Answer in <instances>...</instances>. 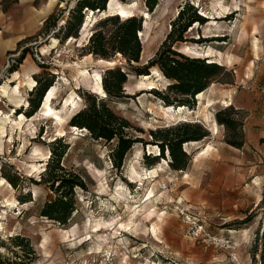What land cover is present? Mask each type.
<instances>
[{
  "label": "rangeland",
  "instance_id": "rangeland-1",
  "mask_svg": "<svg viewBox=\"0 0 264 264\" xmlns=\"http://www.w3.org/2000/svg\"><path fill=\"white\" fill-rule=\"evenodd\" d=\"M12 1L0 0V112L3 113L0 118L9 120L4 135H0V255L7 264H261L264 0H157L151 13L147 12L144 0L112 1L115 6H132L129 17H142L143 54L134 66H142L154 56L182 8L185 11L197 8L198 15L205 19L201 24H192L184 33L186 42L176 43L173 49L196 58L203 57L185 51L184 46L199 47L201 54L211 50L212 61L223 71L211 81L200 100L195 98V108H185L178 118L164 116V103L152 93V90L166 92L169 83L158 68L149 69L145 81L119 54L109 59L113 65L86 56L83 47L89 34L97 30L94 24L98 19L115 15L113 12L85 13L84 31L80 35L81 27L77 36L82 45L77 46L62 35L58 38L53 35L57 28L65 27L68 11L76 0L35 1L43 17L51 12L48 16L55 19V30L51 27L53 20L45 27L48 17L35 23L10 21ZM19 35L25 36L17 43L11 42ZM48 46L53 49L43 53ZM25 50L28 52L21 60ZM114 67L127 73L122 87L124 97L103 100L130 123L129 135L142 140L125 154L119 171L112 168L110 160L115 142L96 141L87 130L69 125L70 118L84 108L79 92L102 96L103 91L97 93L92 89L94 75L102 78ZM86 74L90 77L87 81ZM52 75L51 87L55 91L51 107L59 118L33 114L35 119L31 122L26 114L30 110L28 103L34 98L31 91L37 81L42 86ZM17 86L19 109L13 108L7 97ZM227 98L231 100L230 106L220 102ZM65 103L66 110L62 111ZM41 105L42 102L39 109ZM229 108L231 117L241 125L244 142L241 149L226 143V128L215 122L216 113ZM20 115L25 119L20 128L14 127L10 120L19 122ZM184 123L200 124L208 136L200 140L199 146L209 144L213 149L197 159L199 149L192 142L182 144L188 157L182 171L169 167L170 156L165 148L164 159L158 158V163L148 166L146 162L150 159L146 157L159 154L158 149L153 154L147 153L148 145L157 147L149 132ZM212 124L216 127L215 135L210 132ZM57 140L67 147L60 164L82 176L86 188L75 189V210L65 225L47 220L39 213L48 196L53 195L38 182ZM159 165L162 171L150 175ZM150 191L153 197L148 199ZM26 194H30L31 201H20ZM148 211L153 214L152 221L146 218ZM95 223L105 225L97 234L92 228ZM152 226L156 234L151 232ZM200 228L209 237L221 236L227 243L202 240ZM16 235L26 238L34 251L29 257L24 255L21 263H16L20 261L12 253L22 254L21 251L14 249L8 240Z\"/></svg>",
  "mask_w": 264,
  "mask_h": 264
},
{
  "label": "trees",
  "instance_id": "trees-1",
  "mask_svg": "<svg viewBox=\"0 0 264 264\" xmlns=\"http://www.w3.org/2000/svg\"><path fill=\"white\" fill-rule=\"evenodd\" d=\"M110 0H76L75 6L68 11V20L65 27L58 28L52 15L44 21L45 27L53 20V35L57 38L62 35L64 39L78 38L84 22V14L87 12L101 13L106 10ZM126 3L128 0H119ZM13 0L12 3H16ZM147 12L151 13L156 7L157 0H144ZM87 11V12H86ZM197 8H190V11L180 10L177 13L175 21L171 25L169 33L161 43L153 57L146 64L138 65L141 56V41L139 32L142 31V17L130 15L125 19L112 15L98 19L94 24L96 31L90 34L86 46V56H94L98 60L110 61L114 54L121 55L132 71L138 76L149 75L151 68H158L161 75L169 82L166 92L152 90V93L164 103L165 107H184L190 110L195 108L196 96L204 92L211 81L217 78L223 71V68L214 62H207L204 58L187 57L177 50L173 49L176 43L186 42L184 33L192 24H201L205 19L198 15ZM111 29H107V27ZM102 29V30H100ZM28 39V38H27ZM197 41V40H196ZM198 43V42H195ZM20 44V43H19ZM28 50L24 51L23 58ZM127 80V73L119 67H114L105 72L101 78V88L103 95L82 93L85 102L84 108L75 113L69 120L70 127L87 130L90 137L94 140H103L106 143L115 142L110 153L112 168L119 171L123 165L125 154L130 150L135 142H142L140 138H133L128 130L132 127L123 117L114 113L103 100L106 98L120 99L124 97L123 85ZM53 75L48 82L39 86L40 82L31 91L34 98L28 103L30 110L26 113L28 117L37 112L42 99L47 90L53 85ZM174 95V98H172ZM100 98V99H99ZM232 109L219 111L215 119L219 125H223L227 131L226 143L234 148L243 147V138L241 125L231 117ZM216 123V124H217ZM217 124V125H218ZM150 136L156 142L159 154L146 159L148 166L158 163V158H163L164 148L170 156L169 167L174 171L186 169L188 157L182 151V144L189 142H200L208 136V133L198 123L178 124L169 129H155L149 132ZM238 138V142L230 137ZM144 145V144H143ZM66 144H60L57 140L52 144V151L44 173L41 174L38 183L47 187L52 196H48L40 209V216L65 225L75 210V189L85 190L84 178L77 173L68 171L61 165V159L66 152ZM6 180L13 186L16 184L6 177ZM22 202L31 201L30 194L20 198ZM18 252H12L16 259L21 263L26 256L34 253L28 240L20 235L12 236L8 239ZM25 255V256H24ZM7 260L0 255V264H7ZM261 264H264V254Z\"/></svg>",
  "mask_w": 264,
  "mask_h": 264
},
{
  "label": "bare ground",
  "instance_id": "bare-ground-1",
  "mask_svg": "<svg viewBox=\"0 0 264 264\" xmlns=\"http://www.w3.org/2000/svg\"><path fill=\"white\" fill-rule=\"evenodd\" d=\"M55 1V0H54ZM112 1L113 0H110L109 2H108V4H107V10L106 11H103V12H101L102 13V15H106L107 14V12H113L116 16H118V17H122L123 19L125 18V17H127L128 15H129V13L131 12V9H132V6H130V5H113L112 4ZM87 12V11H86ZM89 14H91V12L89 13ZM92 14H93V12H92ZM98 14H100V12L98 13ZM110 16V15H109ZM145 16L146 17H148V14H145ZM129 17V16H128ZM211 19V18H210ZM215 20V19H214ZM85 26V24L83 25V27ZM82 27V30H81V32H80V35L83 33V31H84V28ZM163 29V28H162ZM193 29H194V27H193ZM192 28H191V31L193 30ZM164 31V30H163ZM167 31V30H166ZM160 34V33H159ZM90 35V34H89ZM139 36H142V31L141 32H139ZM87 39H88V37L86 38V42H87ZM152 40V39H151ZM148 41V40H147ZM53 42H55V40H53ZM68 42L70 43V42H72V43H77V46H81L82 44H81V42H80V40L79 39H74V38H70V39H68ZM145 43H147L146 41H145ZM145 43L144 42H142V46L144 47V46H146L145 45ZM149 43H151V42H149ZM148 43V44H149ZM150 46V45H149ZM53 48H52V46H48V47H46L44 50H43V53H47V52H49L50 50H52ZM184 50L185 51H188V52H191V53H193V54H195L196 56H198V57H203L204 59H206V60H208V62H213L212 61V56H211V50L210 51H207L206 53L204 52V53H199L200 51H199V47H188V46H184ZM183 50V51H184ZM185 53V52H184ZM142 54H143V52H142ZM142 54H141V56H142ZM213 54V53H212ZM144 58V57H143ZM99 62H101V63H104V64H106V65H113V62H110V61H104V60H99ZM215 63V62H214ZM92 78V77H91ZM143 78V80H147L148 79V77H146V76H143L142 77ZM84 79L87 81V80H89L90 79V77H89V75L88 74H86L85 76H84ZM83 80V79H82ZM93 80H94V83L92 84V89H93V91H96L97 93L98 92H102V89H101V85H100V82H101V76L99 75V74H96V75H94V78H93ZM142 80V79H141ZM143 82V81H142ZM31 89H32V87H33V85L32 84H34V81L32 80L31 82ZM143 85H147V84H145V83H142ZM138 87H141V86H138ZM145 87V86H144ZM53 89L54 88H52V87H50L48 90H47V92L45 93V95H44V98H43V100H42V105H41V108L36 112V113H34L35 114V116H36V114H43V115H54L55 117H57V118H59L58 117V114L53 110V108L51 107V101H52V98H54L53 97V92L55 91H53ZM12 91H11V95L10 96H7L8 97V101L11 103V105H12V107L13 108H15V109H19L20 107H21V100H19V99H17L18 97V94H19V88H18V86L17 87H15V88H13V89H11ZM3 93L4 94H6V90H3ZM9 94V93H8ZM202 95H203V92H201V93H199L197 96H196V99H198V100H200L201 99V97H202ZM228 99V98H227ZM223 105H225V106H230L231 105V100L230 99H228V100H226L225 101V99L224 100H221L220 101ZM73 103V102H72ZM71 104V103H70ZM72 105V104H71ZM66 106H67V103H65L64 105H63V108H62V111H65L66 110ZM69 106V105H68ZM184 107H178V108H173V107H164V116H167V117H169V118H178V117H182V112L184 111ZM61 111V112H62ZM187 112V111H186ZM59 113V112H58ZM63 113V112H62ZM0 114H3V113H1L0 112ZM190 114V113H189ZM30 118V121L32 122L33 121V119H35V117H33V115L32 116H30L29 117ZM184 118H185V116H184ZM19 122H15V121H12V120H10V123L12 124V125H14V127L16 126L17 128H20L19 126H20V123H21V121L22 120H24L25 119V117L23 116V115H20L19 116ZM55 119V118H54ZM59 120V119H58ZM0 135H4V133H5V124H6V122L7 121H9L8 120V118H7V120H6V118H5V121H4V119H2V118H0ZM184 121V120H183ZM8 123V122H7ZM216 124V123H215ZM73 129H77V128H75V127H72ZM16 129V128H15ZM22 130V129H21ZM210 132L213 134V135H215L216 134V127H215V125H211L210 126ZM191 145H193L196 149H199V152L196 154V158L198 159V157H200V156H202V155H205V154H207V153H209L213 148H212V146L211 145H209V144H204V145H201V146H199V142H192V143H190ZM0 145H1V143H0ZM145 149V148H144ZM157 147H155V146H147V153L148 154H153V152H155V151H157ZM162 171V169H161V166L159 165V166H157V168L155 169V170H153L151 173H150V175H157L159 172H161ZM134 174H136V175H138L140 178H141V175H139L138 173H135L134 172ZM138 177V178H139ZM143 181V180H142ZM149 198L148 199H150L151 197H153V191H150L149 192V196H148ZM153 217V214L150 212V211H148V213H147V216H146V218L148 219V221L151 219ZM159 219L161 218L159 215L157 216ZM146 219V220H147ZM150 221H152V220H150ZM96 224V223H95ZM105 227V225H102V224H100V223H97L95 226H93L92 228L94 229V233L95 234H97V232L98 231H102V229ZM151 232H153L154 234H156V228H155V226H152V231Z\"/></svg>",
  "mask_w": 264,
  "mask_h": 264
},
{
  "label": "crops",
  "instance_id": "crops-1",
  "mask_svg": "<svg viewBox=\"0 0 264 264\" xmlns=\"http://www.w3.org/2000/svg\"><path fill=\"white\" fill-rule=\"evenodd\" d=\"M35 1L36 0H17L16 3H13L12 11L9 15L10 21L14 20L13 22L35 23L41 18L45 20L51 12H49L47 15H45V17H43L41 12L37 11V5H35ZM24 36L25 35H19L15 39L11 40V42L17 43L21 39H23Z\"/></svg>",
  "mask_w": 264,
  "mask_h": 264
},
{
  "label": "built area",
  "instance_id": "built-area-1",
  "mask_svg": "<svg viewBox=\"0 0 264 264\" xmlns=\"http://www.w3.org/2000/svg\"><path fill=\"white\" fill-rule=\"evenodd\" d=\"M199 235L202 237V240H206L208 239L209 241H211L213 244H224L227 243L226 239H224L221 236H213V237H209L207 234H205L202 230V228L199 229Z\"/></svg>",
  "mask_w": 264,
  "mask_h": 264
},
{
  "label": "water",
  "instance_id": "water-1",
  "mask_svg": "<svg viewBox=\"0 0 264 264\" xmlns=\"http://www.w3.org/2000/svg\"><path fill=\"white\" fill-rule=\"evenodd\" d=\"M106 8H107V6H106ZM58 29V28H57Z\"/></svg>",
  "mask_w": 264,
  "mask_h": 264
}]
</instances>
